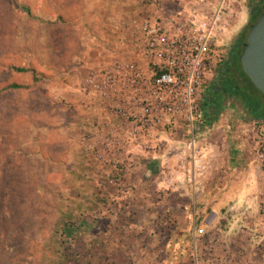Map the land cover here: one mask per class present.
<instances>
[{"label":"rangeland","instance_id":"374dc122","mask_svg":"<svg viewBox=\"0 0 264 264\" xmlns=\"http://www.w3.org/2000/svg\"><path fill=\"white\" fill-rule=\"evenodd\" d=\"M217 1L0 0V264H180L183 258L186 264H212L225 255L226 249L219 251L226 245L227 253L233 248L241 259L236 264H264V236L224 234L230 218L221 219L231 203L216 212L212 197L236 178L230 175L232 166L251 165L244 180L250 176L256 183L262 177L254 150L264 123L251 121L235 101L224 96L218 101L212 93L221 89L228 47L249 27L251 6L264 0H242L234 7L208 89L200 94L201 110L215 115L198 180L202 189L143 186L147 174L154 175L144 171L156 169L161 160L138 155L125 157L129 169L136 162L145 169H128L123 186L116 188L108 184L112 172L89 152L82 160L75 154L82 151L76 134L86 106L79 102L82 109L76 110L72 102L97 98L87 79L115 60L139 62L141 35L130 21L177 17L182 3L200 20L212 14ZM13 84L21 89H8ZM91 168L100 171L96 176L102 173L100 189L83 184ZM159 176L160 182L164 175ZM207 190L209 197L200 198ZM211 197L213 202L206 203ZM211 211L221 219L212 230L194 234L205 217H213Z\"/></svg>","mask_w":264,"mask_h":264},{"label":"built area","instance_id":"2783aa9c","mask_svg":"<svg viewBox=\"0 0 264 264\" xmlns=\"http://www.w3.org/2000/svg\"><path fill=\"white\" fill-rule=\"evenodd\" d=\"M242 2L218 0L212 14L200 20H132L131 26L138 27L141 35L139 62L115 60L87 79L90 92L118 123L104 131L94 127L81 132L82 147L112 172L109 185L123 186L130 166L128 155L154 160L175 153L160 166L166 172L160 182L167 187L198 188L215 116L201 110V89L220 56L234 7H241ZM176 126L180 131L185 128L187 141L182 148L158 141L179 132ZM254 160L264 179V135L258 137ZM170 170L178 171L179 176ZM210 215L213 217H205L194 234L202 235L214 226L217 215L212 211Z\"/></svg>","mask_w":264,"mask_h":264},{"label":"crops","instance_id":"0c3cea01","mask_svg":"<svg viewBox=\"0 0 264 264\" xmlns=\"http://www.w3.org/2000/svg\"><path fill=\"white\" fill-rule=\"evenodd\" d=\"M187 7H188V4L182 3L181 4V8H182L181 14H178L177 17L174 16L171 19L175 22L185 21L186 18L188 19V17H189L188 14H191V16H193V19H196V18H194L193 12L191 13L192 8L189 10ZM151 19H153V18H151ZM206 82H207V80H206ZM206 85L207 84L205 83V85L203 86L201 91L208 89V87H206ZM90 98H91V102L89 100H87L85 103V100H83L84 106H86L83 110H81L82 108L80 109L81 106L79 105L80 104L79 102H81V101L76 100L75 102H72V107L74 106L73 104H75L74 108L76 110H81V112H83L82 113L83 115L86 114L85 119H84V117L81 116L83 118L82 124H84V123L85 124L80 125L81 129L79 128L78 132L76 134L78 137L82 134L81 130H88V129L95 127V128H101V130L104 131L105 129H107V126L108 127H117V125H118L117 121L113 117L108 115L103 104H101V103L99 104L97 102V100H96L97 98H93L91 96H90ZM208 108H210V107H208ZM205 110H206L205 113L207 114L208 109L206 108L203 111H205ZM176 125H178V123H176ZM209 126H211V125H209ZM213 127H214L213 125H212V127H210L212 129V131H213ZM263 128H264V126H263ZM178 129H179V127L176 126V130H178ZM178 131L179 132H175L174 134H170L168 136L159 137L158 141H163V142L167 143L168 147L170 146V147H175V148H182L183 144L187 141V137H186V135L182 134L180 129ZM208 139H210V136L208 137ZM87 152L88 151H86L85 148L83 150V147H82V151L79 153V150H77V153H75V154H77V157L80 160H82V156L85 157L83 153H87ZM165 156H168V155H165ZM153 158H156L155 159L156 162H157V160H159V161L161 160L160 166L164 163L163 162L164 155L163 156L158 155V156H155ZM173 160H174V158L172 159V161ZM230 161L232 163V160H230ZM80 163L82 164V161ZM160 166L158 167V165H157L156 169H146L147 171H144L145 173L146 172L154 173V175L147 174L148 177L146 176V178L148 180H150V183H148L149 181L146 179V180H144V182H141L140 184H142L143 186L144 185L145 186L146 185L151 186L155 190H162V188L165 187L166 185H164V183H162V182H159L157 177L159 174L161 176L162 174H165L166 172L164 170L162 172L160 170L161 169ZM143 169H145V168L140 167L138 165V162H136L133 165L131 171L129 169V172H137V171H140ZM243 169L242 168L233 169V166H232L229 170L231 172L230 175L231 176L236 175V178H234L233 181L230 180V182H229V184H227V186L218 190V192L214 196H212V197H214V202H213V199L211 197L210 198L211 201L206 200V203L207 202L208 203L213 202V205H214L213 208L216 212L220 208V206L224 205V206L228 207L229 202L231 203V205L228 207V209H226V215L227 214H229V215L225 218L222 217V219L218 218V220L221 219V220H226V221L230 218V222L228 223V227L225 226V228H224V230L225 229L227 230L224 233L227 236L234 237L235 235L238 236L241 234H246V235L248 234L250 236H253V235L264 236V179H263V177H259L258 182L255 183L254 180L249 179L250 178V176H249V178H247V180H244L247 173L251 172L252 169H251V165L250 166L246 165L245 168H243ZM170 171L174 174V176H176V177L179 176L176 174V173H179L178 171H174V170H170ZM96 172H100V171L99 170L96 171L95 169L91 168L92 174H91V176L88 175L89 177H91V179H89V177H87L83 181V184H85L84 186L86 188H87V186H91V187L94 186L95 189H100L98 182H101V178L103 179V177H102V173H101V175L96 176ZM160 176H159V178H160ZM82 177H84V175H82ZM179 180H181V178ZM126 182H128V181L126 180ZM135 182H137V181H134V183ZM199 182H200V185H198L197 187L198 188L200 187L202 189L203 186L201 184V181H199ZM173 184H176V183L174 182ZM207 184H209V183H207ZM176 187L183 189V191L186 188L185 186H181V185H177ZM197 187H195V188H197ZM215 187H217V184L215 185ZM177 191L179 192L181 190H177ZM185 193H187V192H185ZM209 195H210V193L207 190L206 193L204 194V196L200 195V198L207 199V197H209ZM210 230H212V229H210ZM219 231H221L223 233V230L220 229ZM184 232H186L188 234L187 230L183 231V234L186 235ZM173 245H172V249L178 248L177 245H175V244H173ZM168 247H169V244L167 243V249H168ZM228 247L229 246L226 245V246H224V248L222 247L223 249H220L219 252H224V249H226L225 255H220L218 258H215L214 263H212V264H234V263L236 264L237 260H239V262L241 261V259H238L236 256L233 255V252H232L233 248L230 250L229 253H227ZM219 248H221V247H219ZM177 252H179V250H177ZM167 261H169V260H167ZM179 262H180V264H186V261L184 260V258L182 259V261H179ZM169 264H171V263H169Z\"/></svg>","mask_w":264,"mask_h":264},{"label":"trees","instance_id":"16d2710c","mask_svg":"<svg viewBox=\"0 0 264 264\" xmlns=\"http://www.w3.org/2000/svg\"><path fill=\"white\" fill-rule=\"evenodd\" d=\"M253 7H257V9L254 13L252 12L250 16V25L254 24L258 17L264 12V1H260L259 4L255 3L251 6V9ZM247 32L248 29L242 33L240 40L232 46L231 58L228 61L229 63L225 67V70L222 71L220 79H218L221 89L212 94L216 97L224 96L235 101L251 121L260 124L264 123V96L255 89L252 83L243 74L240 66V57L243 53L242 46L246 39ZM10 70L14 73L26 74V69L24 68L10 67ZM30 73L35 74L34 71H31ZM8 89L19 90L21 89V86L13 84L9 86ZM219 100L218 97V101ZM215 102H213V106L218 111V105Z\"/></svg>","mask_w":264,"mask_h":264},{"label":"water","instance_id":"95a60500","mask_svg":"<svg viewBox=\"0 0 264 264\" xmlns=\"http://www.w3.org/2000/svg\"><path fill=\"white\" fill-rule=\"evenodd\" d=\"M242 48L241 70L255 89L264 96V12L248 27Z\"/></svg>","mask_w":264,"mask_h":264},{"label":"flooded vegetation","instance_id":"af4514ba","mask_svg":"<svg viewBox=\"0 0 264 264\" xmlns=\"http://www.w3.org/2000/svg\"><path fill=\"white\" fill-rule=\"evenodd\" d=\"M259 4V3H258ZM257 7H253L250 11V14H249V19L250 20V16L252 14V12L254 13V11H256ZM250 26V25H249ZM248 29V28H247ZM245 30H242L240 33H238V35L235 37V39L232 41V43L230 44V46L228 47V50L226 51L225 53V58L223 59L222 61V65H221V70H225V67L227 66V64L229 63V59L231 58V49H232V46L238 41L240 40V36L242 35V33L244 32ZM245 42V40H244Z\"/></svg>","mask_w":264,"mask_h":264}]
</instances>
